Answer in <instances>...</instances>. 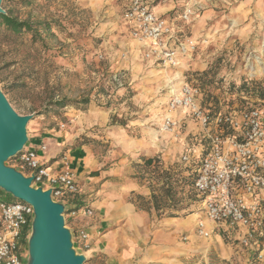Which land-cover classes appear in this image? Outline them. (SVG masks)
<instances>
[{
    "label": "rangeland",
    "instance_id": "1",
    "mask_svg": "<svg viewBox=\"0 0 264 264\" xmlns=\"http://www.w3.org/2000/svg\"><path fill=\"white\" fill-rule=\"evenodd\" d=\"M148 1L155 12L174 19L179 35L195 44L179 72L187 84L199 89L203 108L222 113L264 109V100L239 98L230 88L245 78L264 87V0ZM127 2L3 0L2 9L32 25L35 34L17 37L0 28V91L17 114L32 116L26 127L27 148L32 134L64 141L73 149L77 142L92 145V167L98 171L90 176L99 175L110 164H126L122 173L137 178L150 192L147 201L131 196L144 210L151 208L152 192L162 195L161 183L166 180L160 176H175L181 182L177 189L180 202L172 204L164 198L162 209L155 213L159 218L176 214L188 222L195 218L197 223L205 220L202 203L195 193L194 201L188 202L186 196L190 189L187 179L195 173L196 165L184 164L181 155L186 144H197L193 141L197 137L185 135L195 133L198 127L183 120L178 131L160 132L166 85L175 73L144 58L145 48L131 38L123 20ZM187 8L194 14L184 23L179 17ZM204 72L206 76L200 77ZM62 101L88 103L81 111L70 104L56 106ZM88 123L84 134L74 140V127ZM34 144L41 147L40 140ZM146 159L156 163L147 166ZM6 165L25 171L13 158ZM84 183L78 180L77 184ZM15 201L0 189V202ZM172 207L185 209L176 212ZM63 216L68 223L69 213L65 211ZM193 234L176 230V241L196 244L201 256L206 244H212L211 238ZM222 241V247L241 253L237 244ZM207 253L210 264H218L216 256ZM200 256L192 254L191 258L201 260ZM84 264L89 263L86 260ZM227 264L245 263L239 259Z\"/></svg>",
    "mask_w": 264,
    "mask_h": 264
},
{
    "label": "built area",
    "instance_id": "2",
    "mask_svg": "<svg viewBox=\"0 0 264 264\" xmlns=\"http://www.w3.org/2000/svg\"><path fill=\"white\" fill-rule=\"evenodd\" d=\"M193 14L187 8L179 20L188 23ZM123 20L131 38L145 48L144 58L175 73L166 85L160 132L178 131L184 119L198 127L193 135L197 144H186L181 155L184 164L196 165L193 189L205 215V221L196 223L197 236L209 239L216 229H221L226 239L235 240L251 255L250 262L264 264V109L222 113L203 108L199 89L187 84L179 72L195 44L179 35L174 19L155 12L148 0H128ZM177 113L184 118H176ZM45 148L42 145L40 150ZM13 159L29 172L24 176L32 177V187L50 190L54 202L79 194L71 171H50L40 162L36 150L25 147ZM79 214L90 218L93 211L86 208L71 213L74 217ZM32 219V206L21 201L0 202V264H25L24 241ZM74 239L82 243L81 249H88L84 231L73 236L75 245Z\"/></svg>",
    "mask_w": 264,
    "mask_h": 264
},
{
    "label": "crops",
    "instance_id": "3",
    "mask_svg": "<svg viewBox=\"0 0 264 264\" xmlns=\"http://www.w3.org/2000/svg\"><path fill=\"white\" fill-rule=\"evenodd\" d=\"M126 29L129 31L127 24ZM176 118L182 119L184 116L177 113ZM89 121L93 122V119ZM184 121L193 124L189 119ZM181 122L183 123V120ZM88 127L89 123L88 126L82 127L76 125L72 132L74 140L83 135L85 128ZM197 132H187L185 137L187 138L189 134L196 135ZM38 140L41 146L46 147L45 151H41L39 145L35 146L34 142ZM67 144L64 141L60 143L43 135L32 134L28 148L36 150L40 162L50 171L58 173L68 168L77 183L78 180L85 181L83 186H79L78 195L61 203L69 213L66 223L72 235H77L80 231L88 235V249H81L82 243L77 239L75 244L78 247L75 249L78 254L86 257L89 264H210L207 253L209 251L216 256L215 261H218V264L232 263L233 260L239 259L245 264L250 262L251 255L247 251L242 250L239 254L231 247L228 249L221 246L220 241L223 244L222 240L226 239L221 229L214 231L211 236L212 244H206L208 247L201 256L196 250L198 248L196 244L179 243L175 237L176 230L181 234L192 232L193 236H197L195 218L189 222L182 217L159 218L152 205L149 209H140L131 196H141L147 201L150 199V192L137 178L122 173V170L126 169V164H110L109 168L92 177L90 173L98 171L92 167L94 158L92 145L73 149ZM18 171L25 176L29 173L27 170ZM97 184L98 186H95ZM86 208L93 211L92 217L71 215L74 210ZM200 220L205 221L198 219L197 222ZM189 224L192 228L188 230ZM227 240L237 244L235 240L229 238ZM236 247L239 249L238 245ZM79 249L81 250L78 251ZM192 254L202 259L193 260Z\"/></svg>",
    "mask_w": 264,
    "mask_h": 264
},
{
    "label": "water",
    "instance_id": "4",
    "mask_svg": "<svg viewBox=\"0 0 264 264\" xmlns=\"http://www.w3.org/2000/svg\"><path fill=\"white\" fill-rule=\"evenodd\" d=\"M2 3L0 15L5 14ZM31 119L17 114L0 91V189L33 208L25 264H84L86 257L77 253L72 233L65 227L64 205L52 200L50 190L32 187L31 176L6 165L26 147Z\"/></svg>",
    "mask_w": 264,
    "mask_h": 264
},
{
    "label": "trees",
    "instance_id": "5",
    "mask_svg": "<svg viewBox=\"0 0 264 264\" xmlns=\"http://www.w3.org/2000/svg\"><path fill=\"white\" fill-rule=\"evenodd\" d=\"M0 28H3V30L8 31L14 36L20 37L22 34L25 33H34L32 25L23 22L18 21L15 17L10 15L9 13L5 12L4 15H0ZM35 34V33H34ZM37 36V35H35ZM207 72H204L200 74V77H205ZM231 88V94L241 97H252L257 100H264V87H261L260 84L254 80L249 79H243L239 82V85H230ZM80 101H71V103H67L66 101H62L57 103L56 106L58 107H65L67 105L74 106L77 110H85V106L88 102L84 101L82 105H79ZM84 143H76L74 148L83 146ZM27 146V145H26ZM153 163H156L154 159H146L145 164L147 166L152 165ZM92 177L97 176V173H92ZM160 179L166 180V183H161L160 190L162 192V195L155 194L152 192L151 195V205L154 208L156 212H159L162 209L161 202H163V199L166 198L170 203L178 204L180 202V198L177 195V189L180 188L179 186V179H177L175 176H160ZM195 180V173L191 174L189 179H187V185L190 187V189L187 191V201L191 202L194 201V189H193V183ZM181 183V182H180ZM196 195V193H195ZM140 200H143L141 197H138ZM175 207H172V209ZM141 209V208H140ZM184 207H179L176 209H173L174 211H182L184 210ZM165 217H178L176 214H168Z\"/></svg>",
    "mask_w": 264,
    "mask_h": 264
}]
</instances>
